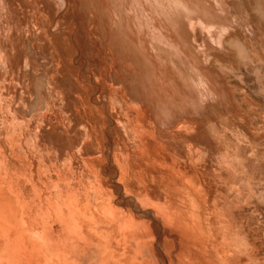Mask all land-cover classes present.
Instances as JSON below:
<instances>
[{
    "label": "bare ground",
    "instance_id": "obj_1",
    "mask_svg": "<svg viewBox=\"0 0 264 264\" xmlns=\"http://www.w3.org/2000/svg\"><path fill=\"white\" fill-rule=\"evenodd\" d=\"M42 1L43 0H41L40 2ZM64 1L65 0H62V4L64 3ZM108 1H109L107 2L108 6L104 5L105 10H103L102 8L97 7L102 2V0H86L83 3L85 5L79 9L80 12L82 13L80 15L82 16L87 27H91L92 24L94 25L92 30H95L97 34H99V39L101 40V44L108 47V49L111 51L110 53H112V56L113 57L115 56L114 60L117 59L116 66L118 67L116 68H117V78L119 79V82H121L123 86L126 89H128V91H130V94H132L133 92L132 94L133 96L131 97H134L135 99L137 98V100L140 99L139 96H141L140 100L142 99L144 100L143 97L146 98L147 100L146 104H148L149 106L147 107L149 108L148 110L149 112L143 110L141 107H137L139 114H138V119L137 120L135 119V122L138 120L139 122H141V120L144 119V117L147 115L146 113H149L150 116L147 115L148 116L147 119L148 120L150 119V122H152L151 124L153 125L152 128L153 131L158 132V134L155 135L152 132L150 137L149 135L143 137V135L140 136L141 134H137L136 130L133 127L131 128L132 131L131 132L129 129H126V127L123 126V128L126 129V131L124 130L126 135L129 134L128 130L131 132V135L129 134V137L132 146L129 147L128 144L127 145L123 144L124 145L123 150L118 151L121 153V155H123L122 158L120 157V154L117 155L119 157H116L115 155L113 156L112 163L115 164V170L119 173V177L117 181H114L115 185H110L112 193H109V191L106 190L107 188L106 189L103 188V181L98 168L99 165L102 164L101 161H103V159L99 157H101L102 151H104L102 149L104 145L102 146L100 140L98 139L97 131L99 124H97L95 120L96 118L89 110V108L83 109V108H79L80 106H75L76 103L75 104L73 103V105H71L72 104L71 102L70 103L65 102L63 103V105H57L55 107V116L50 119H47L48 117L44 118V116H42L43 117L42 118L41 116L35 114L36 115L35 117L38 116L43 119L42 124L40 125L39 123H36L37 131L35 129H31L28 132L27 143L23 144L26 145L25 147L27 152L25 151L24 152L26 153L27 156L30 157V159L32 157V160L33 159L35 160V157L36 158L39 157L40 161L42 162V167L39 171V174L41 176L45 178L51 176H54L53 178L55 179L56 177L59 178V180L65 182L63 184H66L67 190L71 193H67L68 191L66 190L67 192L60 196L59 201L56 202L50 201L49 199H47V197H45L43 191H37L34 190L33 188H30L27 183L28 181L27 177L23 174V172L15 173V171L7 165L6 160L3 157H1L2 155H0V264H82L84 259L88 257V255L90 254V253L88 254L87 252L90 251L95 257V259L99 258L98 260H95L96 262L95 264H118L119 260L111 261V259H108L109 255L114 257L113 254H110L111 251L113 252V250L111 249L112 247L114 248H116V246L119 247V244L121 242L123 244V242L125 243L128 241L133 242L132 244H134L133 240H137L136 239L137 234H139L141 237L140 238L138 236V239L140 240L143 239V241H138L141 242V244H143L142 242L145 243V242H149V240H154V239H150L151 237H148V235H147L148 238L143 237L144 233H142L143 236L141 235L140 232L138 233V231H140L138 230L140 229V227L138 228V226H140L139 223L142 224V222H140L141 221L140 220L138 223L137 222L138 220L136 221L134 219V213L150 214L151 212V214H154L155 216L153 218H160L162 221H166L168 223L170 221L172 223L173 220H177V223H179L178 220L184 217L190 219L194 218V220L198 218L199 220H201L202 218L210 217V216H211L210 218H212L213 216L219 219L229 213V210L227 209L229 206L226 208L227 205L221 207L220 204H215L213 207H210L211 204L209 205L206 202L207 198H210L209 194L207 193L208 192L207 187L208 186L213 187L215 186L213 184L217 183L222 186L221 190L223 194L229 193L231 187H234L237 194H239L240 191L239 187H241L242 184H244L245 182L244 177L239 174L240 172H238L233 167L232 164V161L233 163H236L238 159H236V161L234 160L231 161L234 154L233 153H232L233 155L229 154L231 152L232 147L236 145V143H234L236 139H233V141H228L226 137L227 135H229V132L232 131V129H234V131H237V133L240 132V134L243 132L242 135L245 133L252 134L253 129L251 131V127H249L251 125L248 126L246 124V122H248L246 120L247 117L245 116L244 118L243 116L244 113H241L240 109H235V108H233L234 110L232 109L231 107L232 105H230L231 97L225 92L224 88L220 89L221 86L223 87L222 82L218 80L216 74L208 66V62L212 57L213 52H215L217 49L210 43H206V42L201 46V48L197 47L199 58L202 60V63L207 64V67L205 68L200 67L198 62V56H195L196 57L195 59V57L191 56L190 54H185L184 49L186 46L177 40L174 32L173 33L171 32V30L173 29L175 32H178L182 38H184L185 32L181 20L184 21V24H186L189 29L192 28L193 30H195V26L197 25L198 20H201L203 24L214 29V32L210 36L212 37L213 35L218 34L219 26H222L224 23V20L221 17V15L219 13L217 14L210 13L209 11L202 8L200 3L192 2L193 0H152V2L155 4V8L158 15L154 14L151 7L147 3L144 6L143 13L140 12L139 8L137 7L138 5L137 0H132L131 3L127 0H123L125 1V5H124L125 7L121 6L120 0H108ZM213 3L216 4L217 2L215 0H212V3H210L213 9L215 10ZM159 4L161 5V7H164L166 11H162ZM37 6L39 5L37 4ZM219 6L221 7V11L226 14L227 13L226 7H222L220 4ZM48 9H50L48 8V6L44 8L41 17L39 13H34L33 14L34 18L29 22L30 33H28V30H26V32L28 34L27 36L29 37V40H31L33 44L30 42L32 44V45L30 44L31 47L30 46L27 47L30 49L28 50L30 52V57L26 64L28 68L21 69L22 75L23 78H25L26 80L27 79L30 80L32 77H35L36 74H38L35 72L36 68L38 67H39L38 72L43 71L47 73L48 71L49 72L53 71L55 66L60 67L58 62L60 59H62L64 67H63V71L58 75V80L61 81L60 85L62 84L65 87L63 90L66 89L68 90V93L69 91L71 93V90L74 89L73 87L77 86L79 82L76 81L73 78L72 74H70L69 72L71 65H70V61L67 59L68 58L67 56H68V51L71 50L70 37H69L70 35L65 33L68 35V37L66 38L61 36V33L58 34L50 31V28L47 27L45 22L48 21L46 16H48L49 13L51 15L53 11L48 12ZM96 11L98 12V15H100L102 22L96 16L95 14ZM132 12L140 13L137 14V16L141 19L140 21L138 20L139 22L131 14ZM174 13H176V15ZM177 13H179L178 16ZM159 15L162 18H159L158 17ZM128 17H131L134 20V24L141 31H144L141 32L142 35L144 37L146 36L148 37V40L145 41V45L147 47L150 46V48H155V46L151 43L152 41H159L165 44L166 46L171 47L172 52L169 53V55L165 56L164 58L171 63L172 68L171 67L170 68L172 70H176V72L173 73L174 76L177 77L178 82L176 81V79H174L175 81L169 79L165 86H161V83H164V80L162 75L159 73L156 60L155 58L151 57L146 53L147 49L141 42L137 40L134 41V39L131 37L132 32L128 24H133V23L130 21V19H128ZM188 18L189 19L191 18L193 20V23H188L187 22V20H189ZM176 19H179V24L178 22H176ZM152 20L154 21V26L156 27V33L160 34L162 38L152 37L153 32L151 31V28L148 27V25L151 26ZM165 20L168 22L167 24H165ZM227 20H231V19L227 18ZM205 21L208 22L206 23ZM157 23H159V25H157ZM43 26L44 28L42 30L41 28ZM228 26H224L222 30L225 31ZM90 32L91 30H89V33ZM24 36H25L24 38H26V35ZM28 42L29 41H27L26 43L27 46L29 45ZM2 46L0 44V73L1 76L6 77V74L10 72L9 71L10 68L8 66V62H7L8 60H6L7 58L6 55L4 54ZM156 51L158 50L156 49ZM173 56H176L177 60L174 59ZM123 70L128 72V74H125L126 77H124L123 73L121 72ZM64 73H66L67 75ZM173 73L171 74L173 75ZM48 76L50 78V75ZM53 77L55 76L53 75ZM73 80L75 81L72 84L71 81ZM179 80L181 81V84L179 83ZM41 83L44 84V81L43 82L41 81ZM48 83L50 82H47V85H49ZM24 86L23 88H25ZM184 86L187 87L186 89L187 91H185L186 93L183 92L184 89L183 90L181 89ZM61 87L60 86L58 87L60 92H61L60 89ZM4 89L5 86L0 81V91L3 92ZM56 89L57 86L55 90ZM63 90L62 92H64ZM136 92H138L139 94H137ZM68 93L66 94L68 95ZM67 95H65L66 98ZM58 96L60 97L59 94ZM53 97L56 98L55 96ZM60 98H64V97H60ZM68 98H71L70 95H68ZM43 99L45 100V97H42V94L38 95L37 105L35 104L36 109L37 107H39V105L42 106ZM19 102L21 101L19 100ZM136 102L137 101H135V103ZM7 103L8 102H6V104ZM2 105H4V103ZM18 107L20 109V107H24V106L20 105ZM12 108L13 107H11V109ZM16 109L18 110V108ZM33 109L32 110L29 109V110L33 112L34 111ZM20 113L22 114V112H19V114ZM43 113H47V112H43ZM24 115H26V112L24 113ZM1 116H0V148L7 147L11 156L10 164L11 165L13 163L16 164L17 162L15 160L17 159V157H19L16 156V150L18 151V148L20 150V147H17V145L11 144L4 139L3 134L5 127L2 123ZM12 117L13 116H11L10 118ZM19 117L20 116H18V118ZM8 123L9 121L6 124ZM13 125L15 124L13 123ZM138 125L140 124H137V126ZM141 125L144 126V124ZM19 127H17L18 131H19ZM257 131L260 132L259 130ZM13 132H15L16 134V131ZM148 133L151 132L148 131ZM261 133L262 132H260V134ZM240 134H237V141H239L238 135ZM13 135L14 134H12V136ZM245 136L243 137L241 136L242 140ZM254 137H257V135H255ZM144 140L146 142L150 141L152 143L149 145L150 150H153L156 153V155L160 158L161 162L165 164V170L169 171L173 175H165L162 179H160V176L154 177L155 173L158 171V167L156 165L151 167V171L143 167L141 164L139 167H135L136 169L133 167L134 169L132 171L129 170L130 165L133 164L135 166L136 164L134 162L135 159L134 154H132L130 150H133L140 157V154L142 152L140 148L142 147L139 148V145L143 144ZM254 140L256 139L254 138ZM257 140L258 142L260 141V139L258 138ZM20 141L22 143V139ZM248 145H245V147ZM235 149L233 150V152L235 151ZM130 155L132 158L130 157ZM27 159L30 160L28 157ZM240 163L241 162H239V164ZM34 164L37 163L35 162L32 163V165ZM135 172L136 174L134 176ZM229 179L231 180L233 179V183L229 184L230 182ZM134 180L139 185H137ZM165 182L167 183L166 185H164ZM210 188L211 187H209V189ZM113 190L121 191L120 198H117V196H113V194L115 193ZM230 194L231 193H229V196ZM206 195H208L209 197H206ZM220 201H217L216 203ZM227 201H228V196H227ZM224 203L226 204V202ZM148 205L153 210V213L152 211H149L150 209L147 208ZM120 206H122V208ZM127 206L128 208H126ZM208 219L209 218H207V220ZM144 220L146 221L147 219ZM156 220L157 219H155V221ZM202 220L206 221L205 219ZM186 221H190V220H186ZM146 222L148 223V221ZM196 222L197 221H195V223ZM168 223H162V225H164V227H167V229L169 228L172 229L173 227L174 228L176 227V225L174 226L171 225V223L169 224ZM148 224L150 225V223ZM181 225L183 226V224ZM190 225H187L188 228ZM208 225H210V223ZM141 227H143V225H141ZM144 227H146V225H144ZM201 227L203 226L201 225ZM192 230L195 229H191V232H193ZM166 231L169 232L170 230H166ZM178 231L181 230L179 229ZM161 232H163V230H161ZM174 232L175 229L173 230V233ZM225 232L226 231L224 230V233ZM148 233H150L149 230ZM202 233L204 232L202 231ZM176 234L178 233L176 232ZM152 235H156V234L153 233ZM134 237L136 238L134 239ZM164 237L168 239L171 238V237L170 238L167 237V235ZM213 237L214 236L212 234L211 238ZM181 238L184 239L183 237ZM131 239L132 241H130ZM144 239L146 241H144ZM168 239H166L167 242H169ZM151 243H153V241ZM127 245L130 247V243ZM144 245L145 244L141 246L143 247ZM149 245L151 250L152 249L151 245L154 244H149ZM164 245H166L165 242ZM173 246H175V244ZM133 247L135 246L132 245L130 249H132ZM159 247L161 249L162 246ZM203 247L205 248V246ZM223 247L226 246L224 245ZM95 248L98 251V253L93 252V249ZM136 248L134 249L137 251L139 248L138 249ZM190 248H193V246H190ZM130 249H127V252ZM142 249L144 250V248ZM165 249L166 246L165 248H162L164 252ZM120 250L125 251L124 249H120ZM194 250H197V248ZM116 251L117 250H115L114 252ZM153 251L154 249H152V253ZM182 251L180 250L181 254L183 253ZM188 252H192V251L189 250ZM136 253L135 256L137 255ZM146 253H148V250ZM121 254H123V252ZM121 254L118 256L119 258L123 257ZM140 254H142V252ZM167 254L170 253L167 252L165 256H167ZM152 255L149 256L154 257ZM176 255L177 254H175V256ZM193 255L194 257L196 256L195 254ZM213 255L208 256V259L212 257V259L214 260ZM229 255L231 256V253H229ZM126 256H128V254H126ZM141 256L142 257L144 256L145 258V255H141ZM167 257H170V255H168ZM182 257L185 258L184 254ZM236 257H237L236 260L238 259L239 261L238 258L239 256ZM126 258H122V259H126ZM139 258L140 257L138 256V259ZM187 258L185 259L186 261L189 259ZM149 259L150 258L147 259L148 260L147 262L150 264L151 262L149 261L152 260L153 258L150 260ZM89 260L91 261V259ZM135 260L136 259L134 258V261ZM171 260L173 259H170V261ZM183 260L184 259L182 258V261ZM134 261L132 260L131 263ZM153 261L155 262V260ZM231 261H233V259ZM89 262L87 264H89ZM122 262H124V260ZM156 262L158 263L159 261L156 259ZM156 262L155 264H157ZM177 262L178 261H176V263ZM179 262H181V259H179ZM190 262L193 261L190 260ZM211 262L210 264H212ZM138 263L140 264V262ZM161 263L164 264L163 260L161 261ZM218 263L220 264L222 262H218Z\"/></svg>",
    "mask_w": 264,
    "mask_h": 264
},
{
    "label": "rangeland",
    "instance_id": "obj_2",
    "mask_svg": "<svg viewBox=\"0 0 264 264\" xmlns=\"http://www.w3.org/2000/svg\"><path fill=\"white\" fill-rule=\"evenodd\" d=\"M40 1L41 0H0V44H1V46L3 45L2 49L4 51V54L6 55V58H7L6 60H8L7 61L8 66L10 68V69L8 68L10 72L8 74H6V77L1 76V73H0V76H1L0 81L5 86V89L3 90V92L0 91V94H1L0 95V98H1L0 99V102H1L0 103V116L1 115L3 116V118L1 116V120H2V123L5 127L4 134H3L4 139L7 140L11 144L17 145V147H20V150H19V148H18V151L16 150V156H19L15 160L17 162L16 164H14V163L12 165L10 164V161H11L10 157L11 156H10V153H9L7 147L0 148V155H2L1 157H3L6 160L7 165L9 167H11V169H13L15 171V173L16 172L17 173L23 172V174L27 177V180H28L27 183H28V186L30 188H33L34 190H37V191H43L45 197H47V199H49L52 202L59 201L60 196L65 194L68 191L66 188V184H63L65 182L59 180V178H57V177H56V179L53 178L54 176H51L48 178L41 176L39 174V171L42 167V162L40 161L39 157H37V158L35 157V160L34 159L33 160L37 164L32 165V163H34L32 160V157L30 159V157L26 155V153H25V152H27L26 147H25L26 145H23V144L27 143V140H28L27 134L31 129H35L37 131L36 123H39L40 125L42 124V120H43L42 116H44V118L48 117L47 119H50V118L55 116V107L57 105H63V103H65V102H67V103L71 102L72 103L71 105H73V103L74 104L76 103L75 106H80L79 108H83V109L89 108V110L92 112V114L96 118L95 120H96L97 124H99L98 125L99 126L98 131H97L98 132V139L100 140V143L102 144V146L104 145L102 147V149L104 151H102L101 157L98 156L99 158L103 159V161H101L102 164H100L101 167L99 165L98 168H99V172H100V175H101V178L103 181V188L104 189L107 188L106 190H108L109 193H112L110 185H115L114 181H117V179L119 177V173L115 170V164L112 163L113 156L115 155L116 157H119L117 155L120 154V157L121 158L123 157V155H121V153L118 152L119 150H123V146H124L123 144H126V145L128 144L129 147L132 146L131 141H130V137H129V134L131 135V132H132L131 128L133 127L136 130L137 134H141L140 136L143 135V137L148 136V135L150 137L152 132L155 135L158 134V132L153 131V129H152L153 125L151 124L152 122H150V119L149 120L147 119L148 116H150L149 113H146L148 116L147 115L145 116L146 119L144 117L145 120L142 119L141 122H139V120L135 122V119L136 120L138 119V114H139L137 107H141L143 110L149 112L148 111L149 108H147L149 106H148V104H146L147 100L145 97H143L144 100L143 99L140 100L141 96H139L140 99H138V100H137V98L135 99L134 97H131V96H133L132 95L133 92H132V94H130V91H128V89H126L123 86V84L121 82H119V79L117 78V68H116V67H118V66H116V60L117 59L114 60L115 56L114 57L112 56V53H110L111 51L108 49V47L101 44V40L99 39V34H97V32L95 30H92L94 25L92 24L91 27H87L82 16L80 15L82 13L80 12L79 9L85 5L83 3L86 0H71V1L65 0L63 4H62V0L61 1L60 0H43L42 2H40ZM127 1H129L130 3L132 2V0H127ZM208 1L207 0H193L192 2L200 3L202 8L209 11L210 13H213V14L219 13L221 15V17L224 20V23L222 26H219V31H221L222 33L218 31L217 35L215 34L212 37H210L211 34L214 32V29L203 24V22H201V20H198V23L195 26V30H193L192 28L189 29L187 27V25L184 24V21L181 20V23L183 24L184 32H185L184 38H182L180 36V34L178 32H175L173 29L171 30V32L172 33L174 32L177 40L186 46L184 49L185 54H190L193 57L199 55L197 52V47L201 48V46L205 42L210 43L211 45H213L217 49L215 52H213V55L208 62V66L216 74L218 80H220L222 82L223 87L221 86L220 89L224 88L225 92L231 97L230 105H232L231 106L232 109L233 108L240 109V112L244 113V115H243L244 118H245V116L247 117L246 120L248 122H246V121L245 122L248 126L251 125V126H249V127H251V131H252V129H253V131L255 129L254 132L252 131V134L245 133L243 135H242V133H243L242 131H241L242 133L240 134V132L237 133V131H234V129H232V131H230V132L228 131L229 135H227V137H226V139L228 141H233V139H236L234 141V143H236V145H234V143H233L234 146L232 147L231 152L229 154L230 155L234 154L233 155L234 159L231 156V158H232L231 161L232 160L236 161V159H238L237 162L238 161L241 162L239 164V162L233 163V161H232V164H233V167L238 172H240L239 174L244 177L245 182H244V184H242L241 187H239V190H240L239 194H237L234 187H231V190L229 192V193H231L230 196H229V193L223 194V192L221 190L222 186L217 184V183H214L213 185H215V186H213V187L212 186L207 187V191H208L207 193L209 194L210 198H207V201L205 198V201L209 205L211 204L210 207H213L215 204H220L221 207L227 205L226 208L229 206L227 208L229 210V213H230V214L229 213L227 214L229 216L225 215L219 219H217L213 216H212V218H210L211 217L210 216V217L202 218V219L206 220V221H204L202 219L199 220L198 218H196L197 220L196 219L194 220V218L190 219V218L184 217V218H181L182 221H181V219H179L180 221L178 220L179 223H177V220H173L172 223L170 221L169 223H171V225H174V226L176 225V227L175 228L173 227L172 229L171 228L167 229V227H164V225H162V223H168V222L162 221L160 218H153L155 216H154V214H151V212H150V214L134 213V219L136 221L138 220L137 221L138 223L140 220H141L140 222H142V224L139 223L140 226L137 225L138 228L140 227V229H138V230H140V231H138V233L140 232L141 235H142V233H144L143 234L144 236L142 235L143 237H147V235H148V237H151L150 239H154V240H149V242H145V243L142 242L143 244H145L142 247L141 245H143V244H141V242H138V241H143V239L142 240L138 239V236L140 237V235L137 234V238L134 237V239L136 238L137 240H133L134 244H132L133 242L128 241L125 243L123 242V244L121 242L119 244V247L118 246H116V248L112 247L111 249L113 250V252L111 251L110 254H113L114 257L109 255L108 259H111V261L112 260H116V261L119 260V263L116 262L118 264H122L124 262H125L124 264H133L134 262H135L134 264H137L138 262H140V264H149L147 262L148 258H150V259L153 258L152 260L149 259L150 260L149 262H151L150 264H153V263L155 264L156 259L159 261L158 263L156 262L157 264H163V263H161L162 260H163L164 264H169V263L170 264H177V263L178 264L179 263H181V264H183V263H185V264L186 263H188V264H194V263L195 264H198V263L199 264H207L208 263V264H210L211 260H212V262H211L212 264H219L218 262H222L223 264H227V263L228 264H230V263L231 264H235V263L237 264V262H238V264H264V0H215L217 2L216 4L213 3L215 10L213 9V7L210 4V3H212V0H208ZM35 2L40 7L37 6V4ZM80 2L82 5L80 4ZM107 2H109V1L108 0H102V2H101L102 4L98 3L99 5L97 4L98 5L97 7L105 10L104 7L108 6ZM137 2H138L137 7L139 8L140 12L143 13L144 6L147 3L151 7L154 14L158 15L156 8H155V4L152 2V0H145V3H144V0H137ZM120 3H121L122 7H125L124 6L125 1L120 0ZM34 4H36V5H34ZM219 4L222 7H226V9H227L226 14L221 11V7L219 6ZM46 6H48V8H50V9H48V12L53 11L51 13V15L49 13L48 16H46L48 21L45 22L47 27L50 28V31L58 33V34L61 33V36L66 37V38L68 37V35H70L69 37H70V49L71 50L68 51V56H67L68 57L67 59L70 61V65H71L69 72H70V74H72L73 78L79 82L77 86L73 87L74 89L71 90V93H70V91L68 93V90H66V89L63 90L65 87L62 84L60 85L61 81L58 80V75L63 71V67H64L62 59H60L58 62L60 67L55 66L53 71H50V72L48 71L47 73L43 72V71L38 72V69H39V67H38V68H36V71H35L38 74H36V76L32 77L30 80L27 79L28 81L25 78H23V75H22L21 69H24V68L27 69L28 68L26 64H27L29 57H30V52L28 51L30 49L27 47H29L31 43L33 44V42H31V40H29V37L27 36L28 34H27L26 30H28V33H30L29 32V29H30L29 22L34 18L33 14L39 13L40 17H41L42 12ZM160 8L162 11H166V9L164 7H161V5H160ZM3 9L5 10V12ZM96 12H95L96 16L102 22L100 15H98V12L97 13ZM131 14L134 16V18H136L137 21L141 20L137 16V14H140V13L132 12ZM174 14L176 15V13H174ZM178 15H179V13H177V16ZM158 17L162 18L160 15ZM227 18L231 19V20H227ZM128 19H130V21L133 23V24H128L130 29H131V32H132L131 37L134 39V41L137 40V41L141 42L147 49L146 53L148 55H150L151 57L155 58V60H156L157 67L159 69V73L162 75L163 80H164V83H161V86H165L169 79H172V80L176 79V81H177V77L174 76V73H173V72H176V70H172L171 69L172 68L171 63L168 62L164 58L165 56H168L169 53L172 52L171 47L166 46L165 44H163L162 42H159V41H152L151 42L155 46V48H150V46L147 47L145 45V41L148 40V37L147 36L144 37L141 33L144 31H141L134 24V20L131 17H128ZM53 20H54V22H53ZM176 22H178V24H179V19H176ZM187 22L193 23V20L190 18L189 20H187ZM167 23L168 22L165 20V24H167ZM185 23H186V21H185ZM157 25H159V23H157ZM224 26H228L225 31L222 30ZM148 27H150L151 31L153 32L152 37H155V38L161 37L162 38V36L160 34L156 33V27L154 26L153 20H152L151 26L148 25ZM43 28H44V26L41 29L43 30ZM88 29L91 30L90 33H89ZM65 33H67L68 35ZM24 35H26V38H24L25 37ZM176 38H175V40H176ZM209 38H210V40H209ZM27 41H29L28 46L26 44ZM25 47L27 50L25 49ZM156 49L158 51H156ZM23 56H24V58H23ZM173 57H174V59L177 60L176 56H173ZM195 59H196V57H195ZM200 61L202 63V60L198 56V62H199L200 67H204V68L207 67V64H205V63L201 64ZM24 64H25V66H24ZM37 66H38V64H37ZM55 70H56V72H55ZM121 72L123 73L124 77H126L125 74H128V72L125 70H123ZM122 73H121V75H122ZM171 73H173V75ZM64 74H66V73H64ZM48 75H50V78H52V79H50ZM53 75L55 77H53ZM40 79H42V80H40ZM48 80H50V81H48ZM51 80H53V81H51ZM75 80L71 81V83L73 84ZM41 81L42 82L44 81V84L41 83ZM47 82H50V83H48L49 85H47ZM53 82H54V84H53ZM179 83L181 84L180 80H179ZM23 84L26 86H24ZM42 84H43V86H42ZM50 85H51V87H50ZM23 86L25 88H23ZM56 86H57V89L55 90ZM59 86L63 87V88L62 87L60 88L61 92L58 88ZM75 88H77V89H75ZM181 89L182 90L184 89L183 92L187 91L186 90L187 87H185V86L182 87ZM62 90L64 92H62ZM45 92H46V94H45ZM43 93H44V95H43ZM66 93H68V95H70V97L74 98V99L68 98V95ZM136 93L139 94L138 92H136ZM40 94H42V97H45V100L44 99L42 100V102H43L42 106L39 105V107L41 106L43 108V111H42L41 107L40 108L37 107V109L35 108L37 105V101H38V95H40ZM58 94L60 95V97H64V98H60L58 96ZM72 94H74V95H72ZM52 95L55 96L56 98H54ZM65 95H67V98ZM2 96H4V97H2ZM47 96H48V98H47ZM54 99H56L57 101ZM5 100H6V102H8L7 104H6ZM19 100L21 102H19ZM145 100H146V102H145ZM135 101H137L138 103L137 102L135 103ZM58 102H60V103H58ZM143 102H144V104H143ZM3 103H4V105H2ZM79 103H80V105H79ZM20 105L24 106L26 109L24 107H20V109H19L18 106H20ZM11 107H13V108L11 109ZM16 108H18V110ZM31 108L32 109L34 108L33 112L30 111V110H32ZM19 110H21V111H19ZM23 111H24V113L26 112V115H24ZM19 112H22V114L20 113L21 114L20 115ZM43 112H47V113H43ZM28 113H30V114H28ZM33 113H34V115H33ZM35 114L38 116H41L42 118H40L38 116L35 117L36 116ZM47 114H48V116H47ZM11 116H13L14 118L13 117H12L13 119L10 118ZM18 116H20V117L18 118ZM26 117H27V119H26ZM10 120L12 123L10 122ZM8 121H9V123L6 124ZM142 121H143V123H142ZM13 123L15 125H13ZM21 123H22L23 127H22ZM137 124H140V125L137 126ZM141 124H144V126ZM19 125L21 128L19 127ZM123 126H125L126 129H129L131 131L130 132L128 130V133H129V134L127 133L128 135H126V133L124 132V130L126 131V129H124ZM17 127H19V131H18ZM142 127H143V129H142ZM24 129H26V130H24ZM257 130L262 132L261 134L263 136ZM13 131H16V134ZM148 131L151 133H148ZM121 132H124V133H121ZM12 134H14V135L12 136ZM24 134H25V136H24ZM237 134H240V135H238L239 141H237ZM248 135H249V138H248ZM255 135H257V137H254ZM241 136L242 137L245 136L246 139L244 137L242 140ZM253 137L256 140H254ZM257 138L260 139L259 142H258ZM21 139H22V143L20 141ZM246 140H248V141H246ZM249 140H250V142H249ZM18 141H20V142H18ZM12 142H14V143H12ZM239 142H241V143H239ZM244 142H245V144H244ZM238 143H239V145H238ZM150 144H152L150 141L146 142L144 140L143 144L139 145V148L142 147V148H140V150L142 151L140 154V157L133 150H130L131 153L134 154V157H135L134 162L136 164H135V166L133 164L130 165L129 170L132 171L135 167H139L141 164L143 167H145L146 169L151 171V167L156 165L158 167V171L155 173L154 177L160 176V179H162L165 175H173L169 171L165 170V164H163L161 162L160 158L156 155V153L153 150H150V148H149ZM243 145H244V147H245V145H248V146H246L244 148ZM238 146H241L242 148L238 147ZM234 149H235V151L233 152ZM237 151H238V153H237ZM131 155H130V157H131ZM27 157L30 160H28ZM31 160H32V163H31ZM29 162H30V164H29ZM18 164H19V166H18ZM72 165H73V163H72ZM135 174H136V172L134 173V176H135ZM128 180H130V179H128ZM229 181H230L229 184L233 183V179L232 180L229 179ZM33 182H34V184H33ZM135 183L137 185H139L136 181H135ZM30 184H32L33 186ZM166 184L167 183L165 182L164 185H166ZM209 187H211L212 189L210 188L211 189L210 190ZM216 189L218 192L216 191ZM113 191L115 192L113 194V196H117V198H120V194H121L120 192L121 191L120 190H118V191L113 190ZM67 193H71V192L68 191ZM209 196L206 195V197H209ZM227 196H228V201H227ZM230 197H232V198H230ZM219 198H221V199H219ZM229 198L231 201L229 200ZM233 199H235V200H233ZM217 201H220V202L216 203ZM224 202H226V204ZM120 207L122 208V206H120ZM230 207H231V209H230ZM126 208H128V206ZM147 208L150 209L149 211H152V213H153V210L151 209V207L149 205L147 206ZM238 208H239V210H238ZM241 208H242V210H241ZM239 211H241V212H239ZM145 215H146V217H145ZM232 215L233 216L235 215V216L233 217ZM207 218H209V219L207 220ZM213 218H214V220H213ZM144 219H147L146 221H148V223H150V225ZM155 219H157V220L155 221ZM186 220H190V221H186ZM222 220H223V222H222ZM195 221H197V222L195 223ZM212 221L213 222L216 221V222L213 223ZM199 222L202 224H200ZM189 223L194 225V226L190 225ZM209 223H210V225H208ZM211 223H213V224H211ZM231 223H232V225H231ZM158 224H160V225H158ZM181 224H183L184 227ZM198 224H199V226H198ZM141 225H143V227H144V225H146V227L143 228V227H141ZM187 225H190L189 228ZM201 225L203 227H201ZM216 225H218V226H216ZM168 226H170V225H168ZM230 226H231V228H230ZM207 227H209V228H207ZM141 228H143V229H141ZM211 228H212V230H211ZM144 229H146V230H144ZM147 229L150 231V233H148ZM164 229L170 230V231L167 232ZM174 229H175V232H174L175 234L173 233ZM179 229L181 231H178ZM191 229H195V230H192L194 232V234H193V232H191ZM161 230H163L164 233L161 232ZM201 230L204 233H202ZM224 230L226 231L225 233H224ZM211 231H212V233H211ZM166 232H167V234H166ZM176 232L178 234H180L181 236L176 234ZM153 233H155L156 235H152ZM169 233H171V234H169ZM214 233H215V235H214ZM218 233H219V235H218ZM172 234H173V236H172ZM185 234L188 236V238ZM212 234L214 236L213 238H211ZM228 234L230 237L228 236ZM166 235L169 238L171 237L170 239L173 242L170 239L164 237ZM182 235H184V236H182ZM152 236H154V237H152ZM216 236H217V238H216ZM181 237H183L184 239H182ZM232 237H233V239H232ZM166 239H168L169 242H167ZM176 239H177V241H176ZM208 240L211 242H209ZM222 240H223V242H222ZM130 241H132V239ZM144 241H146V240L144 239ZM152 241H153V243H151ZM179 241H181V242H179ZM190 241L192 244L190 243ZM233 241H235V242H233ZM136 242H137V244H136ZM164 242L166 245H164ZM226 242H227V244H226ZM129 243H130V247L127 245ZM148 243L154 244V245H151V247H152V249H154L155 252L153 251V253H152V249L150 250V245ZM162 243H163V245H162ZM182 243H184V244H182ZM232 243H234V244H232ZM174 244H175V246H173ZM188 244H190V245H188ZM132 245L135 247L130 249L132 247ZM139 245L141 246V249H140ZM220 245H223V246L225 245L226 247H223ZM159 246H162L161 249ZM165 246H166V249L168 250L167 251L165 249V252L166 253L169 252L170 254H167V256L170 255V257L165 256L166 253L163 251L164 249L162 250V248H165ZM182 246H184V247H182ZM185 246H187V247H185ZM190 246H193L194 249L197 248L198 251L194 250L193 248H190ZM203 246H205V248ZM229 246L230 247L232 246V247L230 248ZM117 247H118V249H117ZM126 247H127V249H130V250H128L129 253L127 252ZM134 248H136V249L139 248L138 249L139 251L138 250L136 251ZM142 248H144L145 251ZM120 249H124L125 251L120 250ZM182 249H183V251H182ZM226 249H228V250H226ZM98 250H100V249H98ZM115 250H117V251L114 252ZM147 250H148V253H146ZM180 250L183 252L182 254H181ZM189 250H191L192 252H188ZM199 250H202V251H199ZM213 250H214V252H213ZM219 250H220V252H219ZM162 251H163V253H162ZM93 252L98 253L96 248L93 249ZM122 252H123V254H121ZM139 252L140 253L142 252V254H140ZM186 252H188V253H186ZM206 252H207V254H206ZM87 253L88 254L90 253L89 255L92 254L91 251L87 252ZM125 253L128 254L129 257L126 256ZM135 253L137 254L136 255L137 258L135 256ZM229 253H231V256H233V257H231L229 255ZM120 254L123 256L122 258H126V257L127 258L126 259H122L121 257L119 258L118 256ZM175 254H177V255L175 256ZM183 254H184L185 258L182 257ZM193 254H195L196 256L194 257ZM210 254H212L214 256L213 257L214 260L212 259V257L209 258L210 260L208 259V256H212ZM89 255H88L89 258L86 257L82 264H87L90 261L89 259H91L89 264H95L96 263L95 260L99 259V258L95 259L93 254L91 256H89ZM141 255H145V258H144V256L142 257ZM149 255H152L154 257L156 256V257L154 258V257H151ZM187 255H188L189 259L187 258ZM204 255H205V257H204ZM138 256L140 257L139 259H138ZM173 256H175V257H173ZM236 256H239L238 257L239 261H238V259L236 260V258H237ZM179 257H181V258H179ZM202 257H204V258H202ZM93 258H94V260H93ZM134 258L136 259L135 261H134ZM178 258L181 259V262H179ZM182 258L184 260L187 258L188 260L187 261L185 260V262H184V260L182 261ZM167 259H168V261H167ZM170 259H173V260L170 261ZM206 259L209 261H207ZM221 259H222V261H221ZM232 259H233V261H231ZM121 260L122 261L124 260V262H122ZM132 260L134 262L131 263ZM153 260H155V262ZM190 260L193 261L194 263L190 262ZM152 261H153V263H152ZM176 261H178V262L176 263ZM226 261H228V262H226ZM232 262H234V263H232ZM222 263H220V264H222Z\"/></svg>",
    "mask_w": 264,
    "mask_h": 264
}]
</instances>
